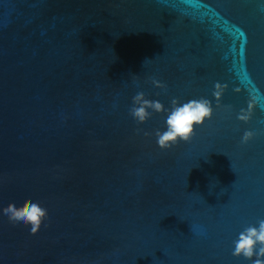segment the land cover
<instances>
[{"label": "water", "instance_id": "1", "mask_svg": "<svg viewBox=\"0 0 264 264\" xmlns=\"http://www.w3.org/2000/svg\"><path fill=\"white\" fill-rule=\"evenodd\" d=\"M139 92L214 115L161 150ZM28 200L36 235L3 214ZM261 219L264 0H0V264H252L234 241Z\"/></svg>", "mask_w": 264, "mask_h": 264}, {"label": "clouds", "instance_id": "2", "mask_svg": "<svg viewBox=\"0 0 264 264\" xmlns=\"http://www.w3.org/2000/svg\"><path fill=\"white\" fill-rule=\"evenodd\" d=\"M136 77L137 86L139 78ZM151 83L155 87L167 91V86L156 79ZM228 88L227 84L217 82L213 96L217 101V107H222L220 101ZM240 92L239 88L235 89ZM254 99L249 101L247 110L241 109L238 119L241 122L248 123L254 115ZM151 110V112L149 111ZM166 130L157 129L155 132L156 142L161 150H171L173 146L180 142H190L195 134L197 126H203L205 121L211 119L214 115L213 106L210 100L205 98L192 99L183 104L178 99L171 100V108L166 109L158 100L146 98L143 92L137 93L133 97V106L130 108V115L138 124L146 123L152 113H165ZM147 135V133H145ZM255 134L252 131H246L242 137L241 143L248 144L254 139ZM3 214L13 225L22 224L32 235L40 232L44 222L48 219V212L39 202L28 200L22 207H17L14 203L9 204L3 209ZM258 225V226H257ZM257 225L246 227L236 241L232 255L237 259L243 258L251 261L252 264H264V219L258 220Z\"/></svg>", "mask_w": 264, "mask_h": 264}]
</instances>
